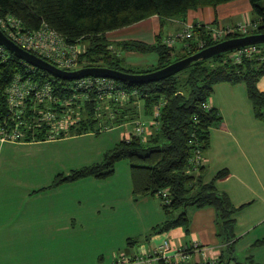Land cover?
Wrapping results in <instances>:
<instances>
[{"label": "trees", "instance_id": "16d2710c", "mask_svg": "<svg viewBox=\"0 0 264 264\" xmlns=\"http://www.w3.org/2000/svg\"><path fill=\"white\" fill-rule=\"evenodd\" d=\"M226 1L230 0H0V19L12 15L19 19L22 28L28 31L45 25L63 37L67 43H79L83 46V51L78 55L76 69L105 66L128 73H144L162 68L222 39L249 33H264V0H249L256 22L252 29L245 32L235 29L222 39L214 40L212 25H194L192 37L182 41L184 46L178 51H175L176 44L168 45L161 41L160 36L153 43L132 39L110 41L106 37L108 31L151 15H157L161 20L183 17L190 8L215 7ZM236 49L193 61L188 67L158 81L137 84L113 79L127 93L136 91V94L129 95L124 102L109 100V110L103 109L99 119L95 113V106L98 104L96 89H91L90 100L84 101L80 108L74 107V116L79 115V120L58 134L56 139H63L68 135L98 134L100 122H108V114L114 111L117 114L112 121L113 125L139 116L151 118L156 110L159 124L145 141L134 136L129 141L120 139L103 153L100 161L66 175H56L57 180L53 185L76 182L84 178H110L114 174L115 164L127 158L132 195L134 198L155 197L165 215V220L152 228L147 238L176 227H182L185 233H188L189 214L193 210L211 207L216 214L215 227L220 243V255L214 262L186 264H258L251 256L242 258L237 256L235 251L237 239L234 233V216L242 207L235 208L227 194L217 190L214 185V181L226 177L228 171L221 170L213 180L204 183V166L200 164L194 169L190 162L196 150L203 154L207 149L210 127L221 121L217 109L207 106L216 84H244L255 116L264 119V93L256 86L258 78L264 75V62L255 56H244L235 62L229 55ZM119 50L153 52L158 57L157 63L146 69L127 66L117 55ZM6 54L5 60L0 58V120L8 114L3 94L5 86L16 73L25 74L28 67L12 52L7 51ZM33 73L38 81L46 79L54 83L53 93L58 96L59 101L47 104L59 113L63 101L72 94L73 90L70 88L74 80L53 79L52 75L39 68H35ZM138 103L141 106L139 109ZM43 107L44 102L34 104L33 107L30 103L27 104L25 125L20 127L23 136L17 142L51 141L46 124L37 125V110ZM162 191H166L169 205L162 203ZM126 243L130 244V241L126 240ZM263 243L264 240L255 245Z\"/></svg>", "mask_w": 264, "mask_h": 264}, {"label": "crops", "instance_id": "0c3cea01", "mask_svg": "<svg viewBox=\"0 0 264 264\" xmlns=\"http://www.w3.org/2000/svg\"><path fill=\"white\" fill-rule=\"evenodd\" d=\"M185 22L205 27L212 25L211 29H238L242 25L252 29L256 23L249 0H230L215 7L190 8L183 17L161 20L157 15H151L108 31L106 37L110 41L132 39L153 43L160 36L164 42L168 36L180 31ZM183 46L184 42H177L175 51ZM117 53L125 65L136 68L153 67L158 59L153 52L119 50ZM256 86L264 93V75L258 78ZM207 104L217 109L221 121L209 130V144L201 162L205 169L203 181L208 183L219 171H228V175L215 180L214 185L227 194L235 208L242 207L234 216L236 254L242 258L251 256L258 264H264V243L255 245L264 240V119L255 116L242 83L216 84ZM5 143L17 147L31 144L0 140V171L3 167L5 170ZM40 189L43 188L24 194L29 200L37 201L24 210L25 206L21 204L5 206V189L0 187V264H112L113 256L118 252L130 256L153 253L166 238L173 249L188 251V257L182 261L185 264L214 262L220 255L213 208L193 210L189 214L188 233L182 227H176L147 238L152 228L165 220V215H159L157 210H153L155 206L147 202H144V207L146 212L149 211V223L144 221L141 228L133 231L135 233L121 236L118 245L110 243L87 253V243L68 234L75 227L73 215L64 216L61 210L56 209H66V201L62 199V203L57 205L56 201L61 199L52 197V191L46 193L51 198L40 193L39 200H36L32 196L37 197L36 192ZM5 208L7 215L13 210L18 213L13 211V215L5 217ZM48 209L50 214H44ZM195 244L200 247L198 251L193 249ZM89 258L93 259L90 263Z\"/></svg>", "mask_w": 264, "mask_h": 264}, {"label": "rangeland", "instance_id": "374dc122", "mask_svg": "<svg viewBox=\"0 0 264 264\" xmlns=\"http://www.w3.org/2000/svg\"><path fill=\"white\" fill-rule=\"evenodd\" d=\"M137 106L139 109L140 103ZM121 131V127H111L98 134L68 135L63 139L31 143L29 146L17 147L5 143V170L3 167L0 171V187L5 189V206L21 204L25 206L24 210L28 209L30 204L37 201L29 200L24 194L45 188L36 192L37 197H32L39 200L42 193L48 199L51 196L60 198L56 201L57 205L62 203V199L66 201V209H56L61 210L64 216L73 215L75 227L68 234L86 242L87 253L100 250L110 243L118 245L121 236L135 233L133 231L141 228L144 221L147 224L151 220L144 202L155 206L157 209L153 210H157L159 215L164 214L155 197L134 198L132 195L127 158L115 164L114 174L110 178H84L56 186L53 183L57 180L56 175H66L100 161L103 153L120 140ZM50 191L54 195L46 194ZM13 211L7 215L5 208V217L13 215ZM44 214H50L49 209ZM92 260L89 258V263Z\"/></svg>", "mask_w": 264, "mask_h": 264}, {"label": "built area", "instance_id": "2783aa9c", "mask_svg": "<svg viewBox=\"0 0 264 264\" xmlns=\"http://www.w3.org/2000/svg\"><path fill=\"white\" fill-rule=\"evenodd\" d=\"M0 29L21 48L32 52L57 67L64 70L76 69L78 63V55L83 51V46L79 43L69 44L63 37L57 34L54 30L43 25L40 28L32 31L24 30L19 19L12 15H6L0 19ZM234 28L213 27L212 37L214 40L222 39L227 33L233 32ZM240 32H245V25L239 26ZM194 32V24L185 22L180 31L168 36L164 42L168 45H175L179 41H185L191 38ZM7 49L0 44V58H7ZM230 58L235 62L240 61L242 57L255 56L259 61L264 62V43L252 44L238 48L230 53ZM23 61V60H21ZM28 65L26 73H16L11 81L4 88V96L7 102L8 114L0 120V140L5 142H17L23 136L21 126L25 125L26 118L24 117L25 108L28 103L31 107L44 102L45 107L37 110V125L46 124L49 131V138L55 140L58 134L66 131L67 128L79 120V115L74 116V107L80 108L84 101L90 100L89 92L91 89H96L98 104L95 106L97 119L101 117L103 109L109 110V100L126 101L129 95H135L136 91L127 93L113 79L109 78H90L82 77L74 79L70 89L72 94L63 101L61 111L51 109L47 103L59 101L58 96L53 93V82L49 80L38 81L34 77L33 70L36 68L33 65L23 61ZM33 74H32V73ZM53 79L57 77L52 76ZM52 79V80H53ZM208 106V104H207ZM78 114V112H77ZM116 112L108 114V122H100L99 132L109 130L111 127H121L120 139L129 141L133 136L139 137L145 141L157 128L159 122L157 120L158 111L153 113L151 118H143L139 116L133 120L113 125L112 121L116 117ZM13 123V124H10ZM30 126V125H29ZM202 152L196 150L190 158L192 166L197 167L202 162ZM162 203L169 205L166 191H162ZM193 249L198 251L200 247L194 245ZM188 251L185 249L175 250L171 247L169 239L162 240L154 249L153 253H143L139 255H125L123 252L113 256L112 264H177L186 259Z\"/></svg>", "mask_w": 264, "mask_h": 264}, {"label": "water", "instance_id": "95a60500", "mask_svg": "<svg viewBox=\"0 0 264 264\" xmlns=\"http://www.w3.org/2000/svg\"><path fill=\"white\" fill-rule=\"evenodd\" d=\"M260 43H264V33H249L241 36L225 38L212 45L204 47L195 53L175 60L162 68L144 73H128L105 66H87L73 70H64L46 59L21 48L0 29V44L2 46L12 52L20 60L44 70L54 77L65 80H74L85 76H96L137 84L158 81L166 78L188 67L193 61L204 60L229 50Z\"/></svg>", "mask_w": 264, "mask_h": 264}]
</instances>
